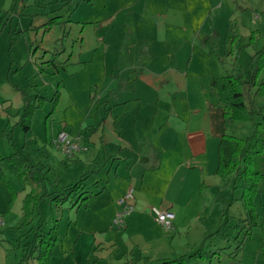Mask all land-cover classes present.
Returning a JSON list of instances; mask_svg holds the SVG:
<instances>
[{
  "label": "crops",
  "instance_id": "crops-1",
  "mask_svg": "<svg viewBox=\"0 0 264 264\" xmlns=\"http://www.w3.org/2000/svg\"><path fill=\"white\" fill-rule=\"evenodd\" d=\"M20 1L13 8L12 0H0V26L5 25L4 19L12 22L17 15L25 14L23 9H19ZM66 1L69 2H42L44 8L36 9L41 14L45 10V14L52 13V17L61 18V10L68 3ZM251 1L259 4L262 0H235L240 3ZM185 2L187 0H173L172 3H165V0H148L141 5L140 0H132L129 5H119L115 12L119 16L116 24L125 28L126 37L129 36V30H135L136 40L122 42L119 39L120 32H113V29L106 33L114 37L113 41L119 42L115 43L117 46L126 48L127 52L129 46L135 55L142 56L141 59L136 61V56L130 57L126 54L131 63L127 62L129 65L125 73L120 75L122 79L109 70L113 78H109L105 92L97 101L101 102V106L95 119L86 115L82 123H79L78 130L65 125L51 133L52 140L63 128L72 137L78 136L82 143L89 146L88 151L65 158L64 164L74 163L77 171L73 170L70 176L63 179L56 177L57 180L53 176L51 188L69 185L84 174L87 176L86 180L95 176L96 179L91 185L96 189L88 190L85 182L84 190L87 195L84 196L86 201L82 203L84 210L81 212L83 220H94V225H98L97 231L101 235L98 244L93 248L98 247L94 255L100 258L101 262L113 264L128 258H139L141 262L155 261L192 253L199 248L205 234L217 229L222 213L226 210L228 212L231 205L234 176L219 177L215 174L217 144L224 134L240 138L249 136L253 125L250 121H231L227 124L224 122L223 109L210 87V81L213 77L227 73L240 74L245 81H251L252 72L251 79L245 78L240 71L239 61L243 50L249 49L251 54L254 53V47L248 45V40L253 30L263 36L264 21L262 16L257 14L258 7H249L251 12H243L247 14L244 19H248L250 25L248 32L238 34L237 28L232 24L234 17L231 16L222 33V53L227 55L224 64L229 67L225 70L215 67L209 69L213 57L206 50V44L208 41L212 42L214 33L211 29L199 28L196 21L189 24L187 19L190 14L194 16L196 10H193V4L184 5ZM262 9L264 11V4ZM56 10L59 15L54 14ZM137 14L142 17L138 25V20H134ZM148 17L150 20L146 19ZM49 18L38 26L31 24L27 29L43 27L42 33L45 35L55 24L44 26ZM157 19L159 21H155ZM115 21L113 19L111 23ZM59 22L60 20L57 22L56 19V23ZM46 26H49L48 29H45ZM160 31L164 35H160ZM165 32H168L170 37L166 38ZM42 33L41 37L44 36ZM64 37L62 34L61 39L64 40ZM55 42L56 45L61 43ZM76 42H82V38L76 39ZM31 47L27 44V52L33 53V57L28 56V53L16 56L14 73L9 77L6 73V57L0 54V158L13 150L6 133L14 130L15 134H20L21 129L17 122L26 102L21 89L28 93L26 86L35 87L34 81L42 78L40 76L43 73L58 74L59 69L54 73L55 70L46 63L52 58L60 64L62 70H65L69 62V57L60 58L63 49L50 53V57L44 55L47 52L45 50L36 58L34 51L42 47L40 44H36L32 50ZM108 47L106 45V48ZM158 49L162 50V57L156 56ZM167 52L172 53L169 58L166 56ZM185 60L188 62L185 63ZM192 63L195 64L191 71L193 75H189L188 65ZM166 64L173 66L165 69ZM263 81L264 67L254 84H245L243 87L245 104L257 113L264 112V95L256 94ZM32 82L35 84L32 85ZM20 86L23 88H17ZM59 86L60 83L57 87ZM80 113L84 112L81 110ZM84 127L88 128L83 130ZM55 150L58 151L56 148ZM21 152L30 157V153L24 150ZM260 170L264 174V153ZM3 176L15 193L13 205L19 209L18 218L14 217L13 220L21 221L20 203L22 205L28 187H24L20 180L9 172L3 171ZM261 185L257 194L264 191ZM128 189L133 190V208L124 216L123 227L118 228L112 224V220L120 208V199ZM237 197L238 193L235 194V198ZM10 198V191L0 177V218L3 222L0 234L4 220L9 216L10 211L5 213L4 210ZM234 202L240 203L238 200ZM260 202L264 211L261 198ZM67 207L69 208V205ZM152 207L167 209L173 213L171 230L164 229L156 221ZM231 217L233 220L239 218L236 215ZM260 226H257L251 238L244 240L242 250L235 258L226 254L229 260L245 264L246 258L252 264H264L263 245H260L261 240L255 239L254 236ZM10 240L15 241L17 238ZM253 243L255 244L252 246ZM213 244L216 247L223 245L217 240H213Z\"/></svg>",
  "mask_w": 264,
  "mask_h": 264
},
{
  "label": "rangeland",
  "instance_id": "rangeland-1",
  "mask_svg": "<svg viewBox=\"0 0 264 264\" xmlns=\"http://www.w3.org/2000/svg\"><path fill=\"white\" fill-rule=\"evenodd\" d=\"M47 1H52V4L56 3L55 0H21L19 9H23L25 14L17 15V18L12 22L3 18L6 23L0 26V54L6 57L8 64L6 73H8V77L14 73L17 63L15 62L17 61L16 56L18 57L28 53V56L33 57V53L31 54L30 51L27 52V44H29L30 47H35L36 44H40V46L44 48V50L39 48L34 51V57L36 58L45 50H47V52L44 55L50 57V53L61 51L62 49L63 53L60 58L65 59L69 57V62L65 70L59 67L58 74L47 75L43 73L41 74L42 76H40L42 78H38V80L34 81L36 83L35 87L26 86L28 87L29 95L38 94L43 98V100H41V105L32 115L30 122L31 129L28 133L25 134L21 125H18L20 127L19 129H21L20 134H15L14 130L7 132L11 136V144L13 143L17 150H24L30 153L29 158L31 162L36 164L39 168V172L45 175L46 186L48 190H51L53 176H55L54 179L56 177H59L58 179H63L70 176L73 170L77 171V166L73 165L74 163H70L69 165L64 164L66 157L59 151H56L51 144V133L57 131L58 127H65V125L69 126L71 129L78 130L79 123H82L81 121L86 118V115L95 119L101 106V102L97 101L102 93L105 92L109 78H113L110 76L109 70L111 69L114 75L122 79L120 75L122 72L125 73L129 65L127 62L131 61V59H127L126 54L130 57L136 56V61H139L142 56L140 57L138 54L135 55L134 50L129 46L128 52L126 48L117 46L115 43L119 42L117 40L113 41L114 37L106 33L109 29H113V32L115 30L120 32L119 39L122 40V42L127 41L129 43L136 40L135 30H129L127 34L129 36L126 37L125 28L121 27L120 24H116L119 20L118 14L115 13L118 6L129 5L132 3V0H69V2L66 1L68 3H66L61 10L62 17L57 18V22L58 20H60V22L55 23L45 35L42 33L43 27L28 30L27 28L31 24L38 26L39 23L53 16L52 13H48V15L45 14V10L42 11L43 14L37 12L38 10L36 8H44L42 2ZM145 1L148 2V0H140V4L142 5ZM172 2L173 0L170 2L169 0H165V3ZM187 4H193L195 7H193V10H196L194 16H191V14L189 15L187 19L189 24L196 21L199 28L203 27V30L211 29V32L214 33L212 42L210 43V41H208L206 44V50H208L209 55L213 57L212 66L209 69H214L215 67L225 70L229 67V65L224 64V59L227 55H223L222 53V39L224 35L222 33H224V28L231 16L234 17L232 24L237 28L238 34L248 32V27L250 25L248 19H244L247 14H243V12L251 9L249 7H258L257 14H260L264 21V11L262 9L264 0L259 4H255L254 1L240 3L235 2V0H187L184 5ZM38 5L42 6L39 7ZM46 5L48 4H45V6ZM237 6L239 8H237ZM54 14H57V10ZM1 16L3 15L1 14ZM113 19L116 21L112 24L111 21ZM139 19H142V17H139V14L134 16V20H138L136 23L137 25L139 24ZM146 19L150 20V17ZM155 21H159V19ZM35 32H37V34H35ZM41 33L44 36L41 37ZM217 33L219 35H217ZM62 34L65 35L64 40L61 39ZM160 35H164L162 31H160ZM165 36L166 38L168 36L170 37V34L165 32ZM79 38H82V42L80 43L76 42V39ZM116 38H118V36H116ZM55 41L61 43L56 45ZM106 45L109 47L106 48ZM198 51H200V48ZM251 53L249 49L243 50L239 61L241 65L240 71L245 78L249 79H251L250 75L251 72L253 73L254 69V65L251 61ZM170 54L172 53L167 52L166 56L169 58L171 56ZM159 55H161V57L164 55L161 49H158L156 53V56ZM174 56H178V54H174ZM104 59L105 61H103ZM167 61H169V59H167ZM187 62L188 60H185V63ZM173 65L170 66V64H166L165 69H169ZM193 66H195L194 63L190 66L188 65L189 75H193L191 74ZM134 69L138 72L136 67ZM58 82L60 83L58 89L61 94L59 101H57L52 108L50 100L55 88L59 84ZM35 83L32 82V85ZM14 88L16 87L14 86ZM17 88L21 89L23 87L20 86ZM91 95H93V97H91ZM81 110L84 113H80ZM87 128L88 127H84L83 130ZM19 129L17 128V130ZM263 153L264 149L262 155ZM95 179V176H90L85 180L88 190L95 188L91 185ZM259 186L258 191L261 189ZM27 187L29 191V186ZM263 188L264 185L262 186V189ZM257 193L254 195L253 199L259 215L258 225L261 226L254 236H256L255 239L261 240L260 245H263L262 249L264 250V211L260 202L261 198L262 203H264V191L262 190L259 194ZM86 195L85 193L82 198ZM14 197L16 198V196ZM14 197L13 199L10 198L4 210L5 213L10 212L8 213L9 216L7 219L4 220V226L0 234V264H17L22 257V243L31 237L29 233L25 237H22L25 232H27L28 225L23 226L22 220H13L14 217L18 218L19 216V209L17 210L13 205L15 201ZM79 203L80 202H78V204ZM78 204L73 207L70 206L69 208L67 204H65L62 209L58 210L53 204H50L48 200L42 201L39 205V220L42 229L48 231L56 224L57 241L50 256V264L84 263L90 250L98 244V239H100L99 236L101 235V233L97 231L98 225H94V220H83V212L81 211L84 210V205L82 203V205ZM227 215L230 217L236 215V217L239 218L243 216L240 203H235L232 198ZM231 220L233 219L231 218ZM14 237H16L17 240L11 241L10 239ZM254 244L255 243H253L252 246ZM249 247H251V245H249ZM226 254L227 253L221 252L220 255H214L209 264H237L229 260ZM244 263L252 264L249 260H246V258ZM22 264H36V262L34 259L29 258L24 260Z\"/></svg>",
  "mask_w": 264,
  "mask_h": 264
},
{
  "label": "trees",
  "instance_id": "trees-1",
  "mask_svg": "<svg viewBox=\"0 0 264 264\" xmlns=\"http://www.w3.org/2000/svg\"><path fill=\"white\" fill-rule=\"evenodd\" d=\"M20 0H12L14 8ZM57 17L49 18L44 24L50 25L56 23ZM46 26L45 29H48ZM248 45L254 47V53L251 56L254 65L252 79L250 82L244 80L242 75L227 73L220 77H213L210 81V87L214 91L218 104L223 109V119L227 124L231 121H250L253 125L252 133L245 137H235L224 134L220 137L217 144V165L215 174L219 177L228 175L234 176L232 186V199L240 202L243 217L231 220L227 215V210L222 213L217 229L205 234L199 248L192 253L183 254L170 259H158L155 261H142L138 258H128L123 262L113 264H209L214 255H220L221 252L227 253L229 257L235 258L242 250L245 239L251 238L254 230L258 226L259 215L254 203V195L258 192V186L264 184V174L260 170V164L263 160L264 149V112L257 113L244 101L243 87L245 84H254L255 79L264 67V34H258L253 30L248 40ZM57 73L61 67L59 63L52 58L48 62ZM25 96L26 106L23 113L19 116L17 124L27 132L30 130V122L34 111L41 105L42 97L38 94L29 95L25 89H21ZM264 95V81L259 85L256 92ZM59 96L58 87L55 88L50 102L52 108L57 103ZM11 142V136L7 134ZM13 150L7 156L0 158V177L6 183L11 199L14 197V191L10 184L4 179L3 171L13 174L20 180L24 187L29 186V191L24 195L21 205L22 225H28L25 237L28 233L31 237L25 240L22 247V257L17 264H22L26 259L32 258L36 264H50V256L53 247L57 241L56 224L48 231L42 229L40 224L39 205L42 201L48 200L50 204L58 210L65 204L75 206L86 201L82 196L86 193L84 190L86 174L79 180L63 186L61 188L53 187L48 190L45 181V175L39 172L36 164H33L29 157L16 149L12 143ZM238 197L235 198V194ZM213 240L221 242L222 246H214ZM98 247L92 248L88 257L81 264H111L101 262L100 258L94 255ZM228 251V252H227Z\"/></svg>",
  "mask_w": 264,
  "mask_h": 264
},
{
  "label": "built area",
  "instance_id": "built-area-1",
  "mask_svg": "<svg viewBox=\"0 0 264 264\" xmlns=\"http://www.w3.org/2000/svg\"><path fill=\"white\" fill-rule=\"evenodd\" d=\"M52 145L62 153L66 158H72L75 154L86 152L89 146L82 143L80 138L72 137L65 129L57 132L55 137L51 140ZM133 190L128 189L119 201L120 208L115 214L113 225L121 228L124 225V216L127 215L133 208L132 206ZM155 215L156 221L166 230L172 229L173 213L167 209H159L157 207L151 208ZM3 224L0 218V226Z\"/></svg>",
  "mask_w": 264,
  "mask_h": 264
}]
</instances>
